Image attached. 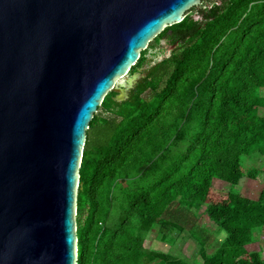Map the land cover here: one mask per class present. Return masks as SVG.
<instances>
[{"label": "trees", "instance_id": "trees-1", "mask_svg": "<svg viewBox=\"0 0 264 264\" xmlns=\"http://www.w3.org/2000/svg\"><path fill=\"white\" fill-rule=\"evenodd\" d=\"M162 40L173 49L151 64ZM129 73L140 76L126 97L109 91L86 131L77 264H264L246 247L264 234V189L253 199L236 187L264 181V0H202ZM199 210L224 239L207 243ZM186 228L200 244L192 262L145 246L150 231L173 241Z\"/></svg>", "mask_w": 264, "mask_h": 264}, {"label": "water", "instance_id": "water-1", "mask_svg": "<svg viewBox=\"0 0 264 264\" xmlns=\"http://www.w3.org/2000/svg\"><path fill=\"white\" fill-rule=\"evenodd\" d=\"M202 0H0V264H77L86 131L166 26ZM123 98V96H120Z\"/></svg>", "mask_w": 264, "mask_h": 264}, {"label": "rangeland", "instance_id": "rangeland-1", "mask_svg": "<svg viewBox=\"0 0 264 264\" xmlns=\"http://www.w3.org/2000/svg\"><path fill=\"white\" fill-rule=\"evenodd\" d=\"M192 14L195 18L199 17L195 12ZM162 46L166 48L165 54L159 52ZM172 49L173 47L166 45L164 40H162L161 44L157 46V48H149L147 56L151 61L150 63L153 64L154 62L162 59L164 56H168ZM139 76L140 73H135L133 75L128 73L127 76L119 78L116 81V86L122 88L123 93H121L120 96L126 97L128 90L133 86ZM252 159L256 163L259 161V158L255 155L252 157ZM213 185L216 188L222 190H228L230 187V183L225 180H214ZM236 187L242 195L253 199H258L264 189V181L259 178L255 179L246 177L243 181V184ZM195 220L196 226L202 230L201 235L203 237H208L207 243L211 244L215 241V239L219 242L226 236V232L223 230L219 233H216L215 223L208 220V218L202 214V210L198 211V216L195 218ZM172 235H174L173 241L160 240L157 238V233L155 231H150L145 237V246L149 247L150 249L171 253L189 262H192L200 248L199 242L191 235L188 228L180 232H173ZM218 242H216V245H218ZM246 247L248 251L261 250L264 253V234L260 230L256 229L253 234L252 242L247 244Z\"/></svg>", "mask_w": 264, "mask_h": 264}]
</instances>
